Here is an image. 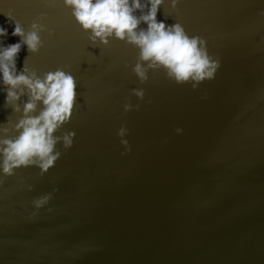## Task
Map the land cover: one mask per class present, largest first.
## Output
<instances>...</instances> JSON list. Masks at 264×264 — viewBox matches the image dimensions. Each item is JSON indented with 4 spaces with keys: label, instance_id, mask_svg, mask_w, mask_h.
<instances>
[{
    "label": "water",
    "instance_id": "95a60500",
    "mask_svg": "<svg viewBox=\"0 0 264 264\" xmlns=\"http://www.w3.org/2000/svg\"><path fill=\"white\" fill-rule=\"evenodd\" d=\"M157 20L206 41L220 63L213 79L193 89L159 69L141 83L139 50L93 44L63 0H0L5 45L20 39L15 21L46 29L38 53L22 48L17 71L28 57L41 78L61 68L77 84L72 117L55 133L75 132L72 147L58 143L43 175L0 170V264H264V0H164ZM5 97L0 82V129L22 116Z\"/></svg>",
    "mask_w": 264,
    "mask_h": 264
},
{
    "label": "clouds",
    "instance_id": "9594fccd",
    "mask_svg": "<svg viewBox=\"0 0 264 264\" xmlns=\"http://www.w3.org/2000/svg\"><path fill=\"white\" fill-rule=\"evenodd\" d=\"M178 0H172L175 7ZM65 7L71 9L72 16L81 28L90 33L89 40L107 45L115 38L135 46L139 52L132 71L141 83L148 80L149 70L163 69L168 79L177 84L191 83L193 89L205 81L214 78L220 67L218 59L208 54L206 41L200 36H189L180 23L166 25L157 20V13L164 0H63ZM139 11V15L136 13ZM11 18V17H10ZM12 19V18H11ZM39 19V18H38ZM143 23L147 28H140ZM45 26L33 22L27 32L19 22L11 33L19 41L5 45L0 39V82L5 87V107L22 116L12 127L5 126L0 131V170L5 176L15 175L21 167L36 166L43 175L54 167L61 152L56 145L62 142L65 149L71 148L75 132H66L62 136L55 133L72 117L77 98L76 80L70 72L57 68L47 72L41 78L35 69L25 66L17 71V60L24 46L35 54L44 46L41 33ZM52 33L49 32V35ZM8 36L6 28L0 26V38ZM132 94L143 99V89H132ZM27 96V102L22 97ZM19 101V103H18ZM43 107L37 113L38 106ZM137 109L139 105L136 106ZM125 111L132 110L126 103ZM8 118L7 125H11ZM17 135L10 136V132ZM126 126H121L117 135L127 151ZM182 134L181 128L175 129ZM31 190V186H29ZM56 191V189H53ZM52 199V193L40 196L32 201L36 209L44 207ZM33 216L36 213L32 214Z\"/></svg>",
    "mask_w": 264,
    "mask_h": 264
}]
</instances>
